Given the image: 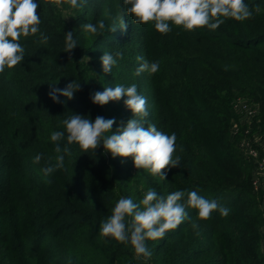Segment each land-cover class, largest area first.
I'll list each match as a JSON object with an SVG mask.
<instances>
[{
  "label": "trees",
  "instance_id": "obj_1",
  "mask_svg": "<svg viewBox=\"0 0 264 264\" xmlns=\"http://www.w3.org/2000/svg\"><path fill=\"white\" fill-rule=\"evenodd\" d=\"M35 2L39 31L21 37V64L0 73V264L138 262L130 244L101 238L99 228L121 197L139 203L149 189L165 197L196 191L230 211L199 220L185 196L181 203L188 218L163 239L146 241L153 255L142 262L264 264V190L255 191V163L241 156L229 135L233 118L242 114L255 143L264 144V134H258L264 133V0H245L250 8L259 6L253 18L226 19L215 31H187L170 23L172 30L163 35L153 24H134L126 15V31L99 37L82 25L100 20L112 25L124 0H78L83 8ZM70 30L78 42L71 58L64 52ZM42 36L48 37L46 44ZM104 52L123 53L107 74L100 60ZM144 61H158L159 71L134 75ZM73 80L82 89L73 99L50 98L52 87L63 89ZM133 83L148 101L145 126L155 124L176 136L181 164L168 170L165 180L136 169L131 158H112L103 145L93 154L67 144L62 121L73 114L93 121L97 115L115 118L113 132L132 118L123 103L127 97L99 106L90 94ZM53 131L65 132L60 144L72 155L65 156L67 171L46 176L45 161L51 158L54 165L57 155ZM37 154H43L40 163H34Z\"/></svg>",
  "mask_w": 264,
  "mask_h": 264
},
{
  "label": "clouds",
  "instance_id": "obj_2",
  "mask_svg": "<svg viewBox=\"0 0 264 264\" xmlns=\"http://www.w3.org/2000/svg\"><path fill=\"white\" fill-rule=\"evenodd\" d=\"M48 3L57 8L64 3L72 8L84 6L78 0H48ZM124 5V10L118 13L112 25H105L103 20L97 25L84 23V31L98 37L105 32L114 33L118 28L126 31V15L132 17L134 24H153L155 30L163 35L172 30L170 23L187 31L205 27L215 31L226 19L242 22L253 18V9L259 11L258 5L250 8L245 0H124ZM38 7L35 0H0V73H4L5 68H15L24 60L25 48L20 43L21 37H29L39 31L41 20L37 13ZM47 41L48 37L42 36L41 42L46 44ZM77 46L73 31L65 32L64 52L69 53V58ZM117 57L123 59V53L117 52L115 57L109 52L103 53L100 57L103 73L112 72ZM141 59L137 57V60ZM159 67L158 61H144L134 75L145 71L150 75L155 74ZM225 70H228V66H225ZM80 90L81 83L73 80L63 89L52 87L48 95L54 102L60 103V95L71 100L74 93ZM124 97H127L123 100L124 105L132 112V118L126 123L122 122L113 132L115 118L106 119L97 115L93 121L88 116L73 114L62 121L67 144L75 143L84 153L91 151L93 154L103 145L104 153H110L112 158L121 157L122 162L131 158L136 169L165 180L167 171L181 164V157L176 155V136L175 133L168 135L158 130L155 124L145 126L149 115L148 101L138 92L137 85L105 87L103 91L90 94L92 103L99 106L110 101L119 102ZM65 132L51 133L50 139L55 144L54 152L57 155L54 165L51 158L45 161L46 166L41 171L46 176L56 170L67 171L65 156H71L72 152L67 146L61 147L60 141L65 137ZM42 158L43 154H37L34 163H40ZM185 196L187 207L197 210L199 220H210L216 210L224 217L229 214L230 209L219 205L214 199L204 198L196 191L186 193L177 190L165 197L149 189L139 203L124 197L116 202L112 214L100 224L101 238L130 244L136 259L148 260L153 253L146 241L163 239L167 232L175 230L188 218L185 203H181ZM192 227L197 229L199 225L194 222Z\"/></svg>",
  "mask_w": 264,
  "mask_h": 264
},
{
  "label": "built area",
  "instance_id": "obj_3",
  "mask_svg": "<svg viewBox=\"0 0 264 264\" xmlns=\"http://www.w3.org/2000/svg\"><path fill=\"white\" fill-rule=\"evenodd\" d=\"M242 148L246 156L255 163V172L253 175V186L256 192L264 190V144L258 146L255 141L254 144L244 142ZM264 248V239H263Z\"/></svg>",
  "mask_w": 264,
  "mask_h": 264
},
{
  "label": "rangeland",
  "instance_id": "obj_4",
  "mask_svg": "<svg viewBox=\"0 0 264 264\" xmlns=\"http://www.w3.org/2000/svg\"><path fill=\"white\" fill-rule=\"evenodd\" d=\"M251 109H252L251 106L247 107L248 111H250ZM241 116L242 114L241 115L237 114V116L233 118L232 122H234L236 126L230 125L229 135L231 134L232 140L236 142V147L239 149L240 154H242L241 156L245 158L246 154H245L244 149L242 148V144L244 142H250L254 144V140H253L252 135L249 133L250 129H247V126H246V123H248V121L245 118H242ZM258 134L263 135L264 133L261 131ZM134 264H149V263H144L141 261V259H139L138 262H135Z\"/></svg>",
  "mask_w": 264,
  "mask_h": 264
}]
</instances>
